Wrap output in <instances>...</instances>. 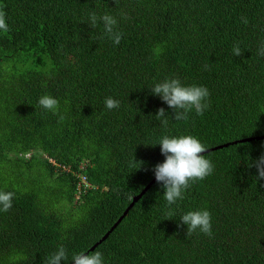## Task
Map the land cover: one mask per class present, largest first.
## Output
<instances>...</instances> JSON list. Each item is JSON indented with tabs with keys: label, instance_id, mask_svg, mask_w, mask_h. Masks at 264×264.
<instances>
[{
	"label": "trees",
	"instance_id": "1",
	"mask_svg": "<svg viewBox=\"0 0 264 264\" xmlns=\"http://www.w3.org/2000/svg\"><path fill=\"white\" fill-rule=\"evenodd\" d=\"M0 9L10 27L0 31V191L15 194L0 211V264H46L61 245V264L95 251L103 264H264V180L248 167L264 154V0H0ZM91 12L117 19L118 45L102 23L89 27ZM174 77L209 90L202 115L174 120L152 94ZM43 95L59 101L56 114L38 104ZM164 135L199 139L213 172L170 206L172 219L155 181L89 250L155 177L165 157L150 144ZM196 210L210 212L211 237L185 236L180 217Z\"/></svg>",
	"mask_w": 264,
	"mask_h": 264
},
{
	"label": "clouds",
	"instance_id": "2",
	"mask_svg": "<svg viewBox=\"0 0 264 264\" xmlns=\"http://www.w3.org/2000/svg\"><path fill=\"white\" fill-rule=\"evenodd\" d=\"M126 18V17H125ZM243 23L247 24V18H242ZM103 24L104 34L118 45L122 39V33L118 30L117 19L107 13L97 15L91 12L88 16L89 27H96L97 24ZM0 31L7 33L10 27L6 20V13L0 9ZM243 49L238 45H233L234 56L242 55ZM258 55L264 56V42L261 43ZM206 67V66H205ZM151 92L160 97V99L172 109V118L177 121L188 119V114L194 110L197 115H202L209 107V90L205 86L190 85L185 86L178 77L166 78L162 82L156 83L151 87ZM38 104L45 110L52 111L54 114L58 112L59 101L50 96L43 95L39 98ZM105 106L112 110L119 108L120 101L112 97L105 99ZM156 118L162 126L168 124V114L163 107L156 112ZM60 121L65 119L64 116L59 117ZM160 145V152L165 157L162 163H158L152 169L155 180L163 187V196L169 206L165 213V219H172L175 212L170 207L177 203L178 200L184 198V192L191 186L192 182L205 179L213 172L212 162L204 156L207 146L200 142L195 136H162L157 143L150 144ZM143 161L134 158L131 164L135 169H139ZM257 169V180H264V154L255 161H251L248 167ZM264 187V185H261ZM14 193L11 191H0V211L8 212L12 208ZM180 222L186 225L185 236H191L199 230L209 237L212 236V218L207 210L188 211L180 217ZM177 227H180L178 224ZM74 264H103V254L99 251L95 252H79L74 253L71 257ZM69 255L66 248L61 245L52 253L46 261V264H61L62 261L67 262Z\"/></svg>",
	"mask_w": 264,
	"mask_h": 264
},
{
	"label": "water",
	"instance_id": "3",
	"mask_svg": "<svg viewBox=\"0 0 264 264\" xmlns=\"http://www.w3.org/2000/svg\"><path fill=\"white\" fill-rule=\"evenodd\" d=\"M254 137H251V138H247V139H242V140H239V141H244V140H249V139H253ZM264 138V135H261V136H258L257 139H262ZM221 147V146H219ZM156 180H155V177L150 181V183L143 189L141 190V192H139L137 195L133 196L132 198V201L130 202V204L126 207V209L123 211V213L119 216V218L116 220V222L109 228V230H107V232L102 236V238L97 241L93 246L90 247L89 250L93 249L98 243H100L102 240H104L107 235L117 226V224L122 220L123 216L127 213V210L142 196V194L149 188V186L154 183ZM71 264H74L71 263Z\"/></svg>",
	"mask_w": 264,
	"mask_h": 264
},
{
	"label": "built area",
	"instance_id": "4",
	"mask_svg": "<svg viewBox=\"0 0 264 264\" xmlns=\"http://www.w3.org/2000/svg\"><path fill=\"white\" fill-rule=\"evenodd\" d=\"M88 187H89L88 182L86 181V179L84 177H82L81 182L78 186V190L81 191V190H83V188H88Z\"/></svg>",
	"mask_w": 264,
	"mask_h": 264
}]
</instances>
